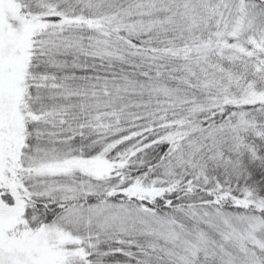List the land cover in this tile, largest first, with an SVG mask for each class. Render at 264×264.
Wrapping results in <instances>:
<instances>
[{
	"label": "trees",
	"instance_id": "obj_1",
	"mask_svg": "<svg viewBox=\"0 0 264 264\" xmlns=\"http://www.w3.org/2000/svg\"><path fill=\"white\" fill-rule=\"evenodd\" d=\"M19 2L25 15L50 21L32 36L28 149L39 156L49 144L85 156L104 150L126 163L124 183L94 178L97 191L79 199L25 196V215L37 225L59 220L71 205L109 200L146 210L130 221L68 220L84 254L67 264H221L224 252L243 260L250 250L262 254L247 233L264 240V105L224 96H240L252 76L264 85V67L256 65L264 66V50L250 52L243 42V56L230 58L215 46L204 61L196 50L216 31L213 12L236 2ZM251 11L250 25L264 29V2ZM150 213L176 233L188 230V245L173 241ZM193 242L202 245L195 254Z\"/></svg>",
	"mask_w": 264,
	"mask_h": 264
},
{
	"label": "rangeland",
	"instance_id": "obj_2",
	"mask_svg": "<svg viewBox=\"0 0 264 264\" xmlns=\"http://www.w3.org/2000/svg\"><path fill=\"white\" fill-rule=\"evenodd\" d=\"M153 1L156 4V0ZM235 2L233 9L222 8L213 12L215 21L211 24L217 26L216 31L210 41L196 45L198 58L202 61L210 56V50L215 46L217 54H228L230 58L237 53L243 56L244 50H247L243 42L248 44L246 47H250V52L264 50V29L259 24L250 25L251 10L257 4L262 5L264 0ZM139 4L144 5L142 2ZM155 4L152 2L150 6L155 7ZM226 18L234 20L233 23ZM107 19L109 24L115 25L113 20L110 22L113 16ZM49 23L42 15H25L19 0H0V264H67L71 257L84 254V249L77 247L80 238L67 227L68 220V224L73 226L97 217L105 221L122 218L130 221L136 217H146V210H140L141 207L135 210L137 208L127 203L110 200L108 203L71 205L59 220L37 225L25 215V196L33 192L52 200L79 199L80 195L87 196L97 191L94 178L105 180L109 176H116L121 183L125 180L121 164L126 163L119 164L108 158L104 150L85 156L73 152L72 147L56 151L54 145L49 144V148H44V154L39 156L34 148L28 149L25 97L32 36ZM255 60L258 61L259 57L256 56ZM256 65L264 67L263 63L256 62ZM262 85L252 76L243 83L240 96L232 91L234 96L225 94L224 97L234 99L236 104L264 105ZM139 187L133 186L131 191L136 192ZM151 219L163 226L173 241L180 237V242L185 243L184 236L188 230L183 229V233L179 234L172 230L173 223L153 215ZM247 236L250 242L264 246V240L254 233H247ZM190 245L194 254L202 247L197 242ZM221 258V264H244V261L247 264H264V252L258 255L255 250L248 251L246 260L236 258L231 252L221 253Z\"/></svg>",
	"mask_w": 264,
	"mask_h": 264
}]
</instances>
